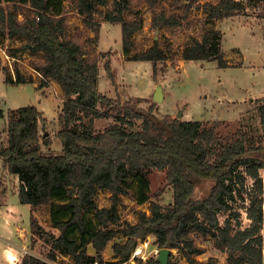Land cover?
<instances>
[{
  "label": "trees",
  "instance_id": "1",
  "mask_svg": "<svg viewBox=\"0 0 264 264\" xmlns=\"http://www.w3.org/2000/svg\"><path fill=\"white\" fill-rule=\"evenodd\" d=\"M146 1L154 5L156 0ZM170 1L172 9L181 11V18L187 17L195 6L216 19L234 16L248 8L264 19V0L245 3L220 0L215 5L202 6L199 0ZM131 2L76 0L75 6L96 36L100 26L93 16L100 6L110 3L111 10L105 17L120 24L126 54L132 46V34L142 26L141 19L127 22L122 17L123 12L131 9ZM9 3L28 5L32 16L17 20ZM62 12L63 0H0V32L26 38L23 49L43 57L34 64L43 79L42 85L47 80L57 82L64 99L58 117L61 129L56 134L61 146L58 155L51 151L50 136L44 135L45 119L36 107H19L7 115L6 142L0 144L2 166L20 183L19 202L32 209L49 207L51 226L58 231V235L46 231L32 215L30 230L50 246V252L47 258L24 254L19 264H50L48 260L54 261L57 254L71 257L74 264H101V252L117 233L126 237L123 245L112 246L120 263L130 258L138 239L154 235L159 249H175L187 264H217L215 259H195L205 251L195 245L192 232L210 236L213 247L226 254L228 264H264L263 178L259 176V171H264V135L255 140L236 131L226 138L219 131L221 121L213 120L206 125L168 116L159 119L154 104L146 110L137 109L130 101L120 103L101 94L95 59L82 60L84 51L80 45L64 38ZM153 16L156 29L180 23L176 16L166 17L162 13ZM220 40L221 32L210 30L201 41L193 40L185 47L181 58L215 61L217 67L227 68ZM154 44L130 60L150 62L155 71L157 63L166 61L167 56L158 42ZM105 72L112 76L108 64ZM16 74L18 83L26 82ZM12 82V78H5L6 84ZM259 110L264 123V105ZM4 115L0 109V118ZM98 119L111 122L98 131L94 127ZM137 123L141 126L135 130ZM38 127L42 128V134ZM151 170L165 172L167 184L172 187L171 204L162 206L151 200L147 179ZM248 180H251L249 187L245 185ZM197 182H212L205 197H195ZM99 191L109 192L110 207H97L95 196ZM241 192L249 201L244 213L250 224L246 228H241L239 221L234 226L229 221L221 225L219 213L229 211L234 195L242 196ZM123 196L132 198L139 206L149 203V215L137 211L134 225L126 223L115 231L109 225H120L118 207ZM88 245L96 256L87 254ZM146 264L159 262L151 259Z\"/></svg>",
  "mask_w": 264,
  "mask_h": 264
},
{
  "label": "rangeland",
  "instance_id": "2",
  "mask_svg": "<svg viewBox=\"0 0 264 264\" xmlns=\"http://www.w3.org/2000/svg\"><path fill=\"white\" fill-rule=\"evenodd\" d=\"M220 0H199V5H215ZM246 2L247 0H237ZM170 0H156L154 5L146 0H132L129 11L123 12L122 17L127 22L142 20V26L132 34V46L124 53L120 35V24L109 22L105 15L111 10V4L100 6L93 16L99 24V33L85 24V18L77 12L76 0H63V18L65 19L64 38L80 45L84 51L82 60L90 62L95 59L97 65L98 90L112 100L120 103L130 101L137 109H148L154 104V113L159 119L168 116L179 121H201L203 124L213 120L223 122L220 133L230 137L236 131L244 132L253 139L263 138L264 123L261 121L260 107L264 105V19L258 18V12L246 9L234 16L224 19L212 18L208 11L193 7L185 18L181 11L170 7ZM4 8L6 3H2ZM16 12L17 20L32 16V9L27 5L9 3ZM8 6V7H9ZM162 13L163 16H176L180 23L173 26L154 28L153 15ZM221 32V51L228 67L221 69L215 61H183L182 50L193 40L201 41L207 32ZM96 37V38H95ZM158 42L159 47L166 53L167 59L153 65L146 61H132L130 57L151 48ZM26 38L9 36L0 32V109L4 118H0V144H5L7 136V115L10 110L19 107L34 106L45 119L44 131L51 139V151L61 153V146L56 138L61 129L58 120L63 105V92L57 82L47 80L42 85L41 75L34 69V64L43 60L40 54L23 49ZM108 64L111 75L105 72ZM20 74L25 83L16 81ZM12 78L11 84L5 83V78ZM162 89V100L154 103L152 100L156 88ZM99 108V105L97 106ZM110 119L94 121L96 130H103ZM140 129V123L135 125ZM39 132L42 134V128ZM43 151L47 149L42 147ZM263 178L264 171H259ZM147 179L150 184V198L153 202L166 206L173 201L172 187L167 184L164 171H148ZM251 180L245 185L249 187ZM20 183L17 177L9 175L2 166L0 159V264H18L24 254L37 255L47 258L50 246L46 245L37 235L30 232V217L33 215L40 225L48 232L58 235L51 226L49 207L40 206L32 210L28 205L18 200ZM212 182H197L195 197H205ZM237 191V190H236ZM242 195V192L241 194ZM109 192L99 191L95 196L98 208L110 207ZM236 196L230 203V210L219 213V222L224 225L229 221L231 226L237 221L241 228L250 224L244 208L249 201L246 195ZM118 207L120 225H109L118 230L126 223L134 225L137 222V211L149 215V203L137 205L132 198L121 197ZM34 210V212H33ZM31 233V234H30ZM195 245L204 249L198 255L197 261L208 259L217 260V264H228L226 254L213 247L211 237H202L192 232ZM126 237L119 233L106 244L101 252V264H146L151 259H157L160 250L155 245L154 235L138 239L131 251L130 258L120 263L119 257L112 251L114 243L123 245ZM140 249V254L136 250ZM87 254L96 256L91 245ZM170 264H187L180 252L169 249ZM50 264H74L71 257L57 254ZM20 257V259H19Z\"/></svg>",
  "mask_w": 264,
  "mask_h": 264
},
{
  "label": "water",
  "instance_id": "3",
  "mask_svg": "<svg viewBox=\"0 0 264 264\" xmlns=\"http://www.w3.org/2000/svg\"><path fill=\"white\" fill-rule=\"evenodd\" d=\"M162 89H160V87L156 88V91L153 94L152 100L154 103H158L162 100ZM45 136H47V132L44 133ZM158 256H157V260L159 262V264H168V260H169V249L168 248H161L158 251Z\"/></svg>",
  "mask_w": 264,
  "mask_h": 264
},
{
  "label": "bare ground",
  "instance_id": "4",
  "mask_svg": "<svg viewBox=\"0 0 264 264\" xmlns=\"http://www.w3.org/2000/svg\"><path fill=\"white\" fill-rule=\"evenodd\" d=\"M139 252H140V249L138 248V249L136 250V254H140Z\"/></svg>",
  "mask_w": 264,
  "mask_h": 264
},
{
  "label": "crops",
  "instance_id": "5",
  "mask_svg": "<svg viewBox=\"0 0 264 264\" xmlns=\"http://www.w3.org/2000/svg\"><path fill=\"white\" fill-rule=\"evenodd\" d=\"M29 206V205H28ZM30 207V209L32 210V208H31V206H29ZM33 212H34V210H33ZM31 232V231H30ZM31 234V233H30ZM32 236H33V234H32ZM19 259H20V257H19ZM18 262H19V260H18ZM18 262H17V264H18Z\"/></svg>",
  "mask_w": 264,
  "mask_h": 264
},
{
  "label": "built area",
  "instance_id": "6",
  "mask_svg": "<svg viewBox=\"0 0 264 264\" xmlns=\"http://www.w3.org/2000/svg\"><path fill=\"white\" fill-rule=\"evenodd\" d=\"M93 264H98V262H95V263H93Z\"/></svg>",
  "mask_w": 264,
  "mask_h": 264
}]
</instances>
